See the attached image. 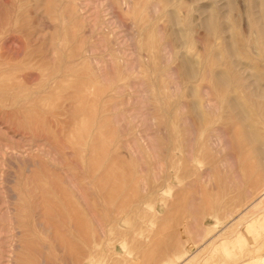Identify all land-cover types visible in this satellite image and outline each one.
Returning <instances> with one entry per match:
<instances>
[{
	"label": "rangeland",
	"instance_id": "obj_1",
	"mask_svg": "<svg viewBox=\"0 0 264 264\" xmlns=\"http://www.w3.org/2000/svg\"><path fill=\"white\" fill-rule=\"evenodd\" d=\"M0 84V264H264V0H0Z\"/></svg>",
	"mask_w": 264,
	"mask_h": 264
},
{
	"label": "bare ground",
	"instance_id": "obj_2",
	"mask_svg": "<svg viewBox=\"0 0 264 264\" xmlns=\"http://www.w3.org/2000/svg\"><path fill=\"white\" fill-rule=\"evenodd\" d=\"M83 10H84V9H83ZM13 42H14V41H13ZM21 53H22V52H21ZM95 61H96V60H95ZM26 80H27V78H26ZM0 85L2 86L3 84H0ZM3 87H4V86H2V87L0 88V90H3V89H4ZM7 87H8V86H7ZM2 88H3V89H2ZM49 95H50V94H49ZM76 95H77V94H76ZM39 101H40V100H39ZM43 101H44V100H43ZM45 102H46V99H45ZM45 102H42V103L44 104ZM42 103L40 102L41 105H43ZM40 104H39V105H40ZM41 105H40V106H41ZM41 107H42V106H41ZM47 111H48V110H47ZM28 112H29V111H28ZM34 116H35V115H34ZM28 118H29V117H28ZM42 118H43V117H42ZM33 119H36V118L34 117ZM36 120H37V119H36ZM32 121H33V120H32ZM42 121H43V120H42ZM34 122H35V121H34ZM47 124L49 125L50 123L47 122ZM33 125H34V123H33ZM51 125H52V124H51ZM42 126H43V125H42ZM12 128H13V127H12ZM14 128H15V126H14ZM14 128H13V129H14ZM49 128H50V126H49ZM33 129L35 130V128H33ZM49 130H50V129H49ZM62 131H63V130H62ZM64 131H65V130H64ZM215 131H217V130H215ZM218 131H219V130H218ZM44 132H45V131H44ZM39 133H40V132H39ZM60 134H62V133H60ZM49 135H50V134H49ZM49 135H48V136H49ZM42 136H43V135H42ZM45 136H46V135H45ZM38 137H39V136H38ZM211 137H212V136H211ZM45 138H46V137H45ZM49 138L51 139L50 136H49ZM209 138H210V136H209ZM212 138H213V137H212ZM218 138H219V137H218ZM213 139H214V138H213ZM214 141H216V139H215ZM40 144H41V143H40ZM43 144H44V143H43ZM48 153H49V151H48ZM47 169H48V168H47ZM41 190H42V189H41ZM44 191H46V190H44ZM42 192H43V191H42ZM43 194H44V193H43ZM262 194H263V193H262ZM46 198H47V197H46ZM46 198H45V200H43V201H46ZM42 199H43V198H42ZM1 202H2V201H1ZM259 211H260V210H259ZM1 213H2V212H1ZM172 242H173V241H172ZM172 242H171L170 244H173L174 246H173V245H172V246H169V248H167V250L170 249L171 247H175V248L178 247V248L176 249V252L178 253V252L180 251V248H179L180 245H178V243H175V244H174V242H173V243H172ZM175 242H176V241H175ZM177 242H178V241H177ZM168 244H169V243H168ZM170 244H169V245H170ZM176 244L178 245L177 247L175 246ZM163 246H164V245H163ZM166 246H167V245H166ZM161 248H162V247H161ZM173 249H174V248H172V250H173ZM158 250H159V247L156 248V251H152V252H153L152 255H155V252H162V251H158ZM161 250H162V249H161ZM168 251H169V250H168ZM173 251H175V249H174ZM164 252H166L165 249H164ZM169 252H171V251H169ZM171 253H172V252H171ZM171 253L168 254V255L170 256ZM159 254H160V253H156V255H159ZM156 255H155V257L157 258L158 256H156ZM161 255H162V253H161ZM148 256H149V254H148ZM150 256H151V255H150ZM165 256H167V255H165ZM174 256H175V255H174ZM155 257L153 256V258H155ZM260 257L263 258L262 256H260ZM150 258H151V257H150ZM165 259H166V258H165ZM255 259H256V258H255ZM255 259H254V260H255ZM151 260H152V259H151ZM151 260H149V262H150ZM255 261H256V260H255ZM147 263H148V262H147ZM154 263H155V261H154ZM198 264H199V263H198Z\"/></svg>",
	"mask_w": 264,
	"mask_h": 264
}]
</instances>
